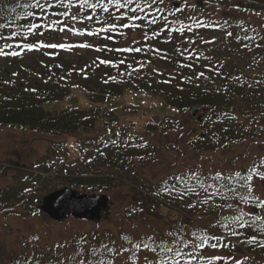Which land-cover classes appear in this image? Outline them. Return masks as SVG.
Listing matches in <instances>:
<instances>
[{
    "label": "trees",
    "instance_id": "trees-1",
    "mask_svg": "<svg viewBox=\"0 0 264 264\" xmlns=\"http://www.w3.org/2000/svg\"><path fill=\"white\" fill-rule=\"evenodd\" d=\"M27 2L28 0H0V5L10 7ZM167 2H169V7H172L174 2L185 9L181 19H185L186 23L188 22L186 17L189 15H197L206 22H216L217 24L228 21L232 26L227 31H231L232 36H227L226 31L218 27L195 29L194 25L195 35L202 36L208 43H203L197 39L195 44L189 45L187 39H195V35L194 32L188 31L185 32L183 38L178 33H173V40L167 43L164 41V37L167 35L166 31L152 40H144L143 32L140 29H121L124 34L111 33L113 39H105L104 36L107 34H102L99 38L86 36L85 38L90 43H94V49L101 46L113 49L147 48L151 45L153 48L167 52L170 59H156L151 54L146 55L144 52L95 51L88 58L77 59H59L51 55L45 60H40L41 63L38 68H35L38 65L22 62L17 67L13 66L11 72L14 76L11 75L10 78L0 76V128L7 125H18L63 136L75 135V149L83 162L82 169L73 172L67 171V183L55 187L51 186V183H42L41 181L39 189L44 190V193L61 185L99 193L109 192L114 187H124L126 191L122 197V207L125 218L132 220L138 217L146 219L150 215L168 216L171 218V224H185L189 229H195L215 223L219 219L216 210L205 211L199 205L196 208H188V203L196 202L197 198L194 196L188 197L184 201H169L167 197L157 198L153 195L161 182L169 176L180 175L195 169L181 170L155 182L137 183L142 182L141 178L145 179L142 175L143 168L155 160L160 149V144L151 139L146 130L159 133L180 130L184 126L182 115L189 106L198 104L203 107L207 115L203 121L197 120L205 132L202 134V131H199L192 139L191 143L195 148L210 149L217 146H227L234 141L264 137V48L242 47L243 44L250 42L242 39L245 33L240 24L243 22L245 25H251L257 28L262 35H264V27L251 22L247 16L243 17L234 13L235 11L230 10L216 15L211 7L199 5L197 0L196 3H192L191 0H167ZM204 2L209 3V6L213 4L226 7L239 6L240 9H247L249 12H264V0H204ZM192 4L196 5L195 12L192 8L186 7V5ZM24 12V8L18 7L17 12L11 14L13 20L17 15L22 17L21 20H16V24H26L31 20V18L24 16ZM7 15V12H0V24L7 23L4 19ZM76 27L79 28L82 25L77 24ZM14 30L15 27L9 25L7 29L0 31L8 34ZM153 30L159 31L160 25H153L151 29L145 28L143 31L150 35ZM61 34L63 33L44 30L43 36L34 35L29 39L42 41L45 44L66 43L65 41L60 42ZM247 34L253 35L251 31ZM237 36H240L241 39L237 40ZM177 47L181 50L188 48L189 52L181 57L175 51ZM60 50L40 48L35 52L48 51L52 54V51L58 52ZM28 53L30 52H25L21 57L9 58L20 59ZM189 53L193 57H199V59L190 61L192 63L191 69H180V63L189 62L186 60ZM45 54L48 56L46 52ZM133 57L136 60H151L152 63L143 68L139 75L134 73L133 77L119 74V71H126L124 65H121L120 70L117 71L110 66H95L93 64L94 61L98 63V58L113 61L124 59L126 62H131ZM82 68L87 69L86 74L79 71ZM151 68L158 69L162 75L159 74L157 79H152L142 73ZM199 72H204L205 76L200 79L193 78L191 82L182 79L188 76L195 77ZM109 76H115L117 82L104 83ZM170 76L175 77L171 83H158L160 80L169 79ZM237 78L239 79L237 80ZM257 80L260 81L259 84L255 83ZM248 85L252 86L249 87ZM77 88L85 89L89 93L90 100L95 104L83 106L78 105L77 99L72 100L75 97L71 93ZM30 89H36V91L33 92ZM129 91L145 92L150 96L152 95L159 100L156 102L157 104L161 103L167 107H173L177 109V112L168 115L162 114L157 105L153 104L151 107H154L155 110L146 108L141 110L143 114L150 116L149 120L143 121L145 128L142 131L132 128L135 125L133 119L123 124L116 110L107 104H103L106 100L122 96ZM69 94H71L69 96L71 101L66 106L60 109H47L45 107L46 102L63 100ZM224 113L228 114L227 118H224ZM109 129H111L110 133L108 132ZM117 133L119 136L116 135ZM129 133L135 137L134 140H129ZM140 137L147 141L148 147L146 149L135 147L136 144L142 142ZM112 140H116L118 145L123 142L124 145L129 146H113ZM68 144L70 143L65 139L54 141L52 153L42 155L32 165H41L42 168L45 167L49 171L59 156V153L56 154L55 152L61 150L63 153H72V148ZM141 156L144 159H140ZM261 157H264V154H257L251 164L241 169L252 167L254 163L259 162ZM39 177L42 176L39 175L38 171H27L26 175L23 174L16 178L18 182L1 187L0 210L3 207H12L24 215L38 211L50 218L42 212L36 199L32 201L33 196H27V193L32 191L34 183L28 185L26 182L30 180L39 181ZM126 179L136 183H127ZM165 201L167 204L164 203ZM216 202L220 203L221 201L217 199ZM17 204L19 207H15ZM162 205L174 212L173 215L175 214L178 218L167 215L163 211ZM249 207L245 206V210L249 211ZM133 208L136 211L129 215ZM141 208L143 212L140 211ZM223 214L228 215L229 211L225 209ZM169 225L159 226L158 223L155 225L149 222L147 228L137 230L135 233L123 230L116 232L113 230H92L70 240L59 241L54 244H44L40 240L36 242L33 237L38 236L34 234L22 236L18 244L10 251L0 248V264H17V261H22L26 255L31 258L33 255L40 257L41 254H43V259L47 261L54 254L49 249L58 243L68 245V247L59 250L63 253L61 259H64V256H72L78 247L74 241L81 236L87 237L89 240L95 237L93 247L98 246L101 240L110 242L112 239L120 244L122 243L121 236H128L130 240H135L138 235L155 233L160 237L169 230ZM248 231L256 234L255 229H248ZM69 247L72 250H69ZM216 254L227 255L228 253L225 250H220ZM235 254L237 259L246 255L250 256L251 259L247 264H264V249L237 245ZM143 255L145 253H141V260Z\"/></svg>",
    "mask_w": 264,
    "mask_h": 264
},
{
    "label": "snow or ice",
    "instance_id": "snow-or-ice-1",
    "mask_svg": "<svg viewBox=\"0 0 264 264\" xmlns=\"http://www.w3.org/2000/svg\"><path fill=\"white\" fill-rule=\"evenodd\" d=\"M25 9L24 16L31 18L26 24H16V20L22 17L17 15L15 20L11 14L17 12V8ZM196 10V5H186ZM237 10L247 11V9ZM75 9V11H73ZM52 10V11H50ZM62 10V11H61ZM0 12H7L4 17L7 23L0 24V30L7 29L9 25L15 27L14 31L5 34L0 31V58L21 57L25 52L38 51L40 48L71 50L73 48H94L93 44L87 42L78 44L68 43H43L42 41H33L29 38L34 35L43 36L44 30L58 31L60 33H71L74 36L101 37L113 39L111 33L123 35L121 29H140L143 32L144 40H152L167 32L164 37L165 43L173 40V33H178L181 38L186 31L194 32L199 28L218 27L226 31L227 36H232L231 31H227L232 25L228 21L223 24L216 22H206L197 15H189L181 19L185 9L179 4L173 2L169 7L167 0H28L25 4L15 6L0 5ZM179 14V15H178ZM259 15V13H256ZM171 18V19H170ZM140 23H137V22ZM77 24L82 27H76ZM160 25V30H153L149 35L143 31L145 28L151 29L153 25ZM95 25V27H94ZM245 35L243 40L249 41L242 45L244 48L255 47L264 48V35L251 25L240 24ZM39 30V31H38ZM251 31L253 35L247 33ZM195 35V32H194ZM208 43L202 36L195 35V39H187L189 45L196 43V40ZM241 37L237 36V40ZM97 52H144L146 55L151 54L156 59H170L168 53L149 45L147 48L128 47V48H107V46L96 47ZM181 57L189 52L188 48L181 50L175 49ZM193 57L191 53L186 57L189 62L180 63L179 68H192ZM151 60H136L134 57L131 62L124 59L118 61L99 59L98 63L93 62L95 66L106 65L117 71L120 66L124 65L126 71H119L121 76L133 77V74L139 75L141 70L151 64ZM134 65H136L134 67ZM85 73L87 69L79 70ZM158 73V70L153 69ZM162 75V73H158ZM204 72H199L195 77H183L186 82H191L193 78L200 79L204 77ZM51 79V77H49ZM64 79V77H61ZM175 79L170 76L169 79L160 80L158 83L169 84ZM239 78H237L238 80ZM109 81L117 82L115 76H109L104 83ZM259 84L260 81H255ZM251 87L252 85H248ZM35 92L36 89H30ZM227 118L228 114H223ZM227 131V129H225ZM111 132V129L108 130ZM119 136V133L116 134ZM129 140H134L131 134H128ZM142 141L135 147L146 149L147 141L140 137ZM113 146L120 145L116 140L111 141ZM99 151V148H97ZM103 155V153H101ZM140 159H144L143 156ZM203 159V158H201ZM254 178L258 185L254 184ZM257 187L260 194H257ZM157 198L167 197L169 201H184L188 197H196V202L188 203V208H196L198 205L205 211L216 210L219 219L213 224L203 225L201 228L189 229L185 224H171L169 230L158 237L155 233L147 235H138L135 240H130L128 236H121L122 243L117 244L116 240L110 239V242L101 240L98 246L93 247L95 237L92 240L81 236L74 244L78 245L72 256H64L61 259L59 250L68 247L67 244L58 243L53 245L49 251L54 253L47 261L33 255L29 258L27 255L22 261L18 260L17 264H247L251 259L250 256H244L237 259L235 249L237 245L245 247L264 249V157L254 163L252 167L240 170L229 169L227 171H217L214 174L211 171L205 172L203 165H197L195 170H189L180 175H171L163 180L153 192ZM217 199L221 202L217 203ZM245 206H251L249 211ZM229 211L224 215V210ZM256 209L262 210L259 214L255 213ZM136 209L133 208L132 212ZM143 212V209H140ZM255 229L256 234L248 231ZM219 230V231H216ZM235 238V239H233ZM38 242L39 237H33ZM215 250V251H214ZM225 250L227 255H217V251ZM141 253H145L141 260ZM106 257V259H105Z\"/></svg>",
    "mask_w": 264,
    "mask_h": 264
},
{
    "label": "rangeland",
    "instance_id": "rangeland-1",
    "mask_svg": "<svg viewBox=\"0 0 264 264\" xmlns=\"http://www.w3.org/2000/svg\"><path fill=\"white\" fill-rule=\"evenodd\" d=\"M196 3V0H191ZM211 10L216 15L222 12L235 11L234 13L248 17L251 22H254L264 27V12H249L237 10L236 7L218 6L213 4ZM210 12V11H209ZM259 13V15H256ZM86 36H74L71 33L65 32L60 35V42L65 41L68 44H78L87 42L90 43ZM94 44V43H93ZM48 54V56L45 54ZM45 52H30L25 57L16 58H0V76L3 78H10L13 66L17 67L22 62L30 63L31 65H40V60H45L53 55L55 58L77 59L83 57H90L95 53L94 48H73L71 50H60ZM151 68L142 73L152 79H157L158 73L154 72ZM71 94L78 100V105L89 106L95 104L89 98V93L85 89H75ZM63 100L46 102L47 109H60L70 103L69 96ZM69 99V100H68ZM156 97L150 96L145 92L129 91L122 96L110 98L103 104H107L116 110L121 117V122L126 124L127 121L133 119L134 127L142 131L145 128L143 121L149 120L150 116L143 114L142 108L155 110L151 107L153 104L157 105L158 110L162 114H171L177 112L173 107H167L161 103ZM141 111V112H140ZM184 126L180 130H170L166 132H151L146 130L147 135L151 139L160 144L159 152L154 161L149 163L143 168L142 175L145 179L141 178L142 182L149 183L160 180L162 177L168 176L186 169H196L197 165H203L205 172L227 171L229 169L239 170L253 162V158L257 154H264V137L249 138L242 141L231 142L227 146H217L215 148H202L198 149L191 143L195 135L202 131L201 124L197 119L190 115L189 108L182 115ZM130 122V121H129ZM132 123V122H131ZM132 125V124H130ZM131 127V126H130ZM264 136V135H263ZM65 139L71 148L72 153H63L61 150L55 152L59 153L55 164L49 171L42 168L40 165H32L36 159H40L42 155L51 154L53 151V142ZM75 135H59L52 132L40 131L29 127H21L18 125H7L0 128V188L16 183L17 177L26 175L27 171H38L39 181H28V185L33 184L31 192L27 196H33L32 201L40 203V198L45 194L44 190L39 189L40 182L51 183V186H57L62 183H67V171H80L83 162L76 151ZM203 158V159H201ZM52 163V162H51ZM29 175V174H27ZM29 178V177H28ZM127 183H136L130 179H126ZM258 181L254 180V184L258 185ZM63 186V185H61ZM59 186V187H61ZM38 188V189H36ZM57 188V187H56ZM54 189V188H53ZM124 187H114L109 192L113 202L106 211L105 215L99 220L81 219L76 217H69L61 220H54L47 218L38 211L32 214H21L16 208H1L0 210V248L10 251L11 248L18 244L22 236L36 235L39 240L44 244H54L59 241L70 240L71 238L92 230H113L136 232L137 230H144L148 227V223L159 224V226H168L171 224V218L168 216L157 217L150 215L146 219L143 217L134 218L129 220L125 218L122 207V197L125 194ZM257 194H260V189L257 187ZM164 203L167 204L165 201ZM164 205V204H163ZM163 211L167 215L177 217L174 212L164 208ZM2 207V206H1ZM19 207V204L15 205ZM251 207V206H250ZM249 207V209H250ZM262 211V210H261ZM72 250L71 247L68 248ZM215 251V250H214ZM217 251L216 253H218ZM215 253V254H216Z\"/></svg>",
    "mask_w": 264,
    "mask_h": 264
},
{
    "label": "water",
    "instance_id": "water-1",
    "mask_svg": "<svg viewBox=\"0 0 264 264\" xmlns=\"http://www.w3.org/2000/svg\"><path fill=\"white\" fill-rule=\"evenodd\" d=\"M202 4V0H199ZM190 115L203 121L206 111H201V106L192 104L189 107ZM205 131H202L204 134ZM113 199L108 193L87 192L65 185L55 188L40 199V208L53 219H63L74 216L82 219H101L112 204ZM259 214L260 210L256 209Z\"/></svg>",
    "mask_w": 264,
    "mask_h": 264
}]
</instances>
